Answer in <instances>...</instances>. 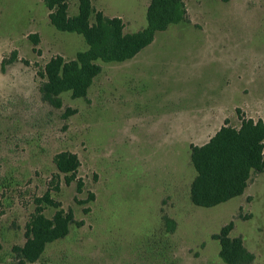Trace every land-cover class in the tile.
<instances>
[{
    "label": "rangeland",
    "instance_id": "rangeland-1",
    "mask_svg": "<svg viewBox=\"0 0 264 264\" xmlns=\"http://www.w3.org/2000/svg\"><path fill=\"white\" fill-rule=\"evenodd\" d=\"M184 1L187 20L158 33L143 62H99L87 97L64 93L55 107L40 91L44 67L75 59L85 39L58 31L44 0H0V264H17L13 247L48 192L75 222L34 264H225L213 236L230 222L264 264V172L216 207L190 200L191 146L226 121H264V0ZM92 2L128 33L147 26L150 0ZM78 8L69 0L71 16ZM61 152L79 158L72 184Z\"/></svg>",
    "mask_w": 264,
    "mask_h": 264
},
{
    "label": "trees",
    "instance_id": "trees-1",
    "mask_svg": "<svg viewBox=\"0 0 264 264\" xmlns=\"http://www.w3.org/2000/svg\"><path fill=\"white\" fill-rule=\"evenodd\" d=\"M228 3L232 0H217ZM50 11V22L60 32L81 35L88 46L73 60L62 56L52 58L44 67L43 98L55 107L61 106L60 96L70 92L74 99L86 98L96 77L102 72L99 62L123 63L133 59L150 46L158 33L187 20L184 0H150L147 26L135 33L125 31L120 17H107L93 6L92 0H79L78 13L69 14V0H44ZM37 39V36L35 37ZM191 163L196 176L190 187V200L201 208H213L242 196L253 174L264 172V121L241 118L239 127L226 121L210 140L201 146H191ZM57 170L67 184L76 181L79 158L70 152L56 155ZM78 191L83 189L77 181ZM37 208L26 225V241L13 247L17 264H34L41 259L47 246L66 238L74 224V214L65 211L50 192L36 199ZM46 208L55 210L52 217ZM168 232L175 223L165 217ZM230 222L213 236L220 244L219 256L225 264H252L255 256L247 250L243 239L232 237Z\"/></svg>",
    "mask_w": 264,
    "mask_h": 264
},
{
    "label": "crops",
    "instance_id": "crops-1",
    "mask_svg": "<svg viewBox=\"0 0 264 264\" xmlns=\"http://www.w3.org/2000/svg\"><path fill=\"white\" fill-rule=\"evenodd\" d=\"M156 38H157V35H156V37H155L154 42H153L150 46H148L147 48H145L144 50H142V51H141L137 56H135L133 59L128 60V61L123 62V63H113V64H124V63H125V64H130V63H131V65L128 66V68H129V67H132V65H134L135 63H141V62H143V59H145L144 57H145V55L147 54V52L150 53L151 51L154 50V48H153L152 46L156 43Z\"/></svg>",
    "mask_w": 264,
    "mask_h": 264
}]
</instances>
